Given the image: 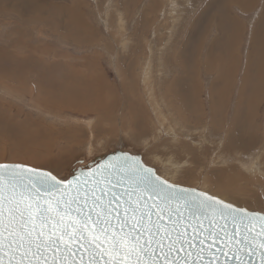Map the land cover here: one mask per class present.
<instances>
[{
  "label": "rangeland",
  "instance_id": "rangeland-1",
  "mask_svg": "<svg viewBox=\"0 0 264 264\" xmlns=\"http://www.w3.org/2000/svg\"><path fill=\"white\" fill-rule=\"evenodd\" d=\"M263 8L264 0H0V162H60L65 174L75 157L126 146L170 182L264 212V73L254 65L245 78ZM225 17L238 21L228 37L216 29ZM10 56L55 66L61 91L24 80ZM262 85L250 125L227 145L234 117L249 114ZM162 100L174 115L156 131Z\"/></svg>",
  "mask_w": 264,
  "mask_h": 264
},
{
  "label": "snow or ice",
  "instance_id": "snow-or-ice-1",
  "mask_svg": "<svg viewBox=\"0 0 264 264\" xmlns=\"http://www.w3.org/2000/svg\"><path fill=\"white\" fill-rule=\"evenodd\" d=\"M0 264H264V212L169 182L140 156L68 172L0 162Z\"/></svg>",
  "mask_w": 264,
  "mask_h": 264
},
{
  "label": "bare ground",
  "instance_id": "bare-ground-1",
  "mask_svg": "<svg viewBox=\"0 0 264 264\" xmlns=\"http://www.w3.org/2000/svg\"><path fill=\"white\" fill-rule=\"evenodd\" d=\"M256 1V0H255ZM219 2V1H218ZM178 3V2H177ZM213 4V3H212ZM175 5V2L173 3V6ZM177 5V4H176ZM175 5V6H176ZM178 6V5H177ZM242 8H244V6H240ZM172 8V7H171ZM226 8V7H225ZM249 9V8H248ZM264 10V8H263ZM171 11V10H170ZM174 11V10H173ZM246 11V10H245ZM120 13V12H119ZM175 14V13H174ZM121 15V14H120ZM181 17V16H180ZM226 18V17H225ZM221 19L217 22V25H216V29L218 32H220V35L221 36H227L228 37V31L230 30H234L237 28L238 26V21L235 20L234 18L232 17H227L229 18V20H227V18L225 19ZM176 20V18H175ZM203 20H200V22H202ZM212 21V20H211ZM210 22V21H209ZM207 24V23H206ZM261 25V28L264 29V11H263V14L261 16V21L258 23ZM242 25V24H241ZM240 26V25H239ZM215 28V27H213ZM67 30V29H66ZM65 30V31H66ZM75 30V29H74ZM71 34V32H70ZM78 34V33H77ZM219 35V33L217 34ZM219 36V37H221ZM72 37V36H70ZM76 37H78L76 35ZM217 38V36H215ZM227 37L225 39H227ZM229 37H233V34H229ZM83 39V38H82ZM230 39H233V38H230ZM217 40V39H216ZM74 41V40H73ZM218 41V40H217ZM77 42V41H76ZM82 43V42H81ZM232 43V42H231ZM231 45V44H230ZM20 48H23L22 46ZM18 49L20 51H22L21 49ZM33 50V49H32ZM252 50L253 52L251 51V55L249 57V63H248V69L246 71V81L248 82L249 81V76L251 74V71L254 67V65H256L257 69L259 70V72H262L264 73V36L262 35H259V34H256L254 35V37L252 38ZM36 57V56H35ZM25 58V59H24ZM19 57L17 58L16 56H10V59L8 61V63L12 64L10 66H15L17 68V70L20 72L21 74V77L24 78V80H27L29 82V78L32 76L33 77V81L34 83H37L38 86H39V89L42 90V88L45 87H49V88H53V87H58V85L60 86L63 81H62V77L60 76L59 74V71L56 70V67L55 66H49L48 65H45L44 63H40L38 61V57H36V60L32 57ZM50 58V57H49ZM42 61V60H41ZM4 66V65H3ZM251 67V68H250ZM3 69V68H2ZM45 69H47V72H45ZM12 72V71H11ZM15 75H11V79H22L20 76L17 75V77L15 78ZM10 79V78H9ZM186 79V78H185ZM32 80V79H31ZM26 81V82H27ZM60 81V83H59ZM179 81V80H178ZM27 82V83H28ZM246 82V83H247ZM70 83V82H69ZM259 83V82H258ZM71 84V83H70ZM197 84V83H196ZM176 85V83H175ZM261 85V84H260ZM197 86V85H196ZM199 86V85H198ZM62 87V86H60ZM185 87V86H184ZM262 87H258L257 88L255 87L253 90H252V93L249 97V100L251 99V103H250V108H249V114H247V116H239L238 117V113L236 114V116L234 117L233 119V122L231 123V128H229L228 132L230 135H232L230 138H229V141L227 142V145L229 146H232L233 144V140H234V135L237 131V129L243 127L245 128V130H247L248 126L250 125V119H252V115H254V113H256L257 111V107L259 106V103H260V95L262 93ZM59 88V87H58ZM187 88V87H186ZM195 88V87H194ZM57 89V88H56ZM66 89H69L68 86L66 87ZM171 89V88H170ZM45 90V89H44ZM58 91H61L59 89H57ZM74 90V89H73ZM195 90V89H194ZM70 91V90H69ZM72 91V90H71ZM189 91V90H188ZM200 91V89H199ZM48 93V92H47ZM56 93V92H55ZM44 94V92H43ZM59 94V92H58ZM60 94H64V93H61ZM180 94H183V93H180ZM198 94V93H197ZM52 95H54V93H52ZM51 95V97H52ZM57 94H55L56 96ZM68 95V94H67ZM86 95V94H85ZM184 95V94H183ZM190 95V93H189ZM199 95V94H198ZM65 96V94L63 95ZM252 96V97H251ZM50 97V98H51ZM66 97V96H65ZM63 97V98H65ZM187 97V95H186ZM44 98V97H43ZM49 98V96H48ZM67 98V97H66ZM53 99V98H52ZM57 99V98H56ZM173 99V98H172ZM68 100V98H67ZM169 100V99H168ZM85 101V100H83ZM161 102H164L165 104H161ZM161 102H156L154 101V103L156 104L157 108H156V121L158 122V127H156V131H161L162 128H165L166 125L168 126L170 124V119L171 118L170 116H173V111L171 110V108L169 107L170 105L166 103L165 100H162ZM185 102V101H184ZM176 103V102H175ZM172 104V103H171ZM177 104V103H176ZM174 105V104H173ZM254 105V106H253ZM175 106V105H174ZM72 107V106H71ZM163 107H166L168 112H165L164 111V108ZM173 108V107H172ZM169 113V116H167V114ZM254 118V117H253ZM255 119V118H254ZM150 121V120H149ZM148 122V121H147ZM178 123V122H177ZM186 123V122H185ZM147 125V124H146ZM149 125V124H148ZM157 126V124H156ZM255 127V126H254ZM173 127L171 126V131H173ZM232 131V133H231ZM251 137V135H250ZM249 139V138H247ZM253 142L252 138H250L248 140V142H244L243 145H239L240 149H248L250 144ZM234 146V145H233ZM257 162V161H256ZM49 166H52L54 167L55 169L59 170L63 167L62 164H60V162H52V163H48ZM252 165L250 166L251 168H253L254 166H256L255 162L254 163H251ZM249 167V168H250ZM255 170V169H254ZM62 173V172H61Z\"/></svg>",
  "mask_w": 264,
  "mask_h": 264
},
{
  "label": "water",
  "instance_id": "water-1",
  "mask_svg": "<svg viewBox=\"0 0 264 264\" xmlns=\"http://www.w3.org/2000/svg\"><path fill=\"white\" fill-rule=\"evenodd\" d=\"M120 151L128 152L129 154H135V155H138V156H140V157L145 161L143 153L138 152L137 150L132 149V148H129V147H126V146H125V147H111V148H109V149L106 151V153L101 154V155H97V156H95V157L92 158V159H87L86 157H83V156H81L80 158L87 159V160H89V161H91V162L102 161V159H106L108 156L113 155L114 153H116V152H120ZM156 169L158 170V174L160 175V173H159V169H158V168H156ZM67 172H68V170H67ZM67 172H66L65 174H67ZM169 182H170V181H169ZM180 186H181V185H180ZM182 187H186V186H182ZM187 188H189V187H187ZM195 189H196L197 191H201V190H199V189H197V188H195Z\"/></svg>",
  "mask_w": 264,
  "mask_h": 264
}]
</instances>
